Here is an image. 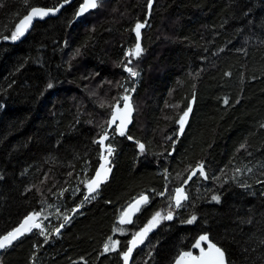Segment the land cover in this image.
Listing matches in <instances>:
<instances>
[{
  "label": "trees",
  "instance_id": "trees-1",
  "mask_svg": "<svg viewBox=\"0 0 264 264\" xmlns=\"http://www.w3.org/2000/svg\"><path fill=\"white\" fill-rule=\"evenodd\" d=\"M65 1L0 0V236L33 212L59 204L72 214L79 205L71 190L99 167L96 141L112 106L121 105L124 83H132L125 66L141 73L131 95L134 123L125 136L109 132L114 162L99 198L62 224L59 239L35 230L0 264H124L132 233L167 209L176 187L188 200L147 234L128 264L199 254L192 245L202 234L228 264H264V0H106L76 22L77 0L20 43H7L32 6ZM137 23L147 29L134 60L126 51ZM192 99L180 137L178 120ZM199 163L207 179L198 173L185 184ZM141 193L149 202L133 225L118 224ZM110 237L120 244L105 252Z\"/></svg>",
  "mask_w": 264,
  "mask_h": 264
},
{
  "label": "snow or ice",
  "instance_id": "snow-or-ice-1",
  "mask_svg": "<svg viewBox=\"0 0 264 264\" xmlns=\"http://www.w3.org/2000/svg\"><path fill=\"white\" fill-rule=\"evenodd\" d=\"M97 6H98L97 0H82V3L79 8V14H83L84 12L88 11L90 8H96ZM148 6L149 8H151V4H149ZM56 11H59V7L55 9L52 8L45 9L42 7L32 6L30 12L25 14L23 18L20 20V22L15 25V31L12 32L11 39L16 40L20 36H23L24 32L27 30V27L30 26L34 17L43 18L45 16H48L50 13L54 14ZM144 27H145L144 23H137L135 25L134 30L136 33L137 41L140 38V34H141L140 30ZM142 52L143 49L141 48L140 43L137 42L133 49L128 50L127 55L138 58ZM128 63L131 64V60H129ZM125 70L129 72L132 77L138 75V73L135 70H133V68L125 66ZM48 87L51 88L52 85L49 84ZM121 99L125 102L123 104V107H121L119 102H117L114 106H112L113 111L111 117L106 122L109 124L110 127L112 125H115V132L112 133L113 139L116 134H119L120 136L126 135L127 125L131 123V114L134 110L131 103L129 102L131 99L129 95L125 94L124 96L121 97ZM224 103L225 104L228 103L227 99L224 100ZM191 111L192 109L191 107H189L180 116L178 120V124L180 126L179 127L180 133H183L184 126L187 122V118ZM127 138L130 140L132 139L131 136H128ZM107 140H109L108 130L104 131L100 135V138L96 141V143H99L106 152V155L102 154L104 163H101L99 165L98 170L95 172L92 178L86 181H82V183H85V186L88 191V195L84 196L85 201L89 200L90 196L91 198H95L92 194L98 192L101 183L107 180L108 175L112 170L111 167H108L106 165L110 164L108 157L113 155L114 148L111 144L105 145V141ZM138 146L140 152L143 153L145 150V145L139 144ZM241 147H244V145H242ZM198 173L201 177L207 179V175L203 163H199L193 169H191L190 175L185 181V184L188 182V180H191L192 177L197 176ZM158 194L166 195L168 193L167 190H165V192ZM212 199L219 202L220 198L219 196H213ZM148 200H149L148 195H145L143 193H141L137 198H134L133 202L129 203V205L125 208V210L121 212L120 218L118 220V224L120 225L132 224L133 223L132 217L135 215L136 212L140 210V206L142 204L148 203ZM186 200H188V194L185 192L184 187H176L174 191L171 194H169L168 210H166L163 214L160 211L155 212L151 217V219L148 221V223L142 229L132 233V238L129 241H127V245L130 246H126V250L122 253L124 264H128L129 258L131 257L134 248L144 243L147 234L156 225H158L161 220H172L174 214L173 209L181 208L183 206V201ZM40 215H41L40 212H33L31 215L25 217L24 221L14 230L8 232L7 235L0 236V249H4L10 246L13 243V241L24 236L26 233H30L33 229H37L40 231L41 234H43L44 229L42 228L41 224L37 222L40 218ZM63 219H64V223H67L71 219V216L65 215ZM196 220L197 217L193 215L191 216L190 219L185 221V223L192 224ZM60 227H63V225H61ZM115 231L119 232L120 234H125L126 229L118 227L115 229ZM55 232L56 234H59L60 228L58 227L57 229H55ZM201 242H204L207 245V248L203 247ZM119 244H120L119 240H113L110 237L108 239V242L104 244V251L105 252H108L110 250L116 251V246ZM192 247L199 249V254L194 255L191 250H181L174 258L173 264H226L224 251L220 247H218L216 243L210 241L207 234L200 235L196 239Z\"/></svg>",
  "mask_w": 264,
  "mask_h": 264
},
{
  "label": "rangeland",
  "instance_id": "rangeland-1",
  "mask_svg": "<svg viewBox=\"0 0 264 264\" xmlns=\"http://www.w3.org/2000/svg\"><path fill=\"white\" fill-rule=\"evenodd\" d=\"M127 52H128V50L126 51V56H128ZM127 77L130 79V81L132 83H131V85L126 83V82L124 83V85H123L124 91H123V94L121 95V97L124 96L125 94H127L129 96H131L133 94V92H134L133 89L139 83V80L141 78V73L138 72L137 76L132 77L131 74L129 72H127ZM122 103H123V100L121 102V105H122ZM108 144L112 145V143L110 141L108 142ZM100 158H101V156H100ZM110 160H111V165H112V163L114 162V156L113 155H112V157H110ZM85 171L86 172L84 173V176L78 178L77 183L74 185V188H72V190H71V198H77L80 201V203L77 207V209H78L77 212L72 211V214H71L69 212V210H66L64 206H61L59 204H56V205L48 208L46 211L41 212L40 218L37 222L41 224L42 228L44 229V233L41 234L40 231L37 229H36V231H38L44 239H48L51 236H54L55 238L59 239L60 238V232H59V234H56L55 229H57L59 227L60 231H61L62 227H60V226L64 223L63 217L65 215H69V214H71V217H74V216L82 213L83 209L86 205H88L90 202L99 198V194H95L94 195L95 198L90 197L89 200H87V201L84 200V196L87 195V188L85 186V183H82V181H86V180L90 179V177H89V171L90 170H85ZM186 201H183V204ZM179 209H181V208H179ZM179 209H173V211H177ZM166 210H168V207ZM166 210H164V211L162 210L160 212L163 214ZM162 221L163 220H161L160 223L158 225H156L151 230V232L156 230L160 226ZM64 224H67V223H64ZM33 231H35V229H33Z\"/></svg>",
  "mask_w": 264,
  "mask_h": 264
},
{
  "label": "water",
  "instance_id": "water-1",
  "mask_svg": "<svg viewBox=\"0 0 264 264\" xmlns=\"http://www.w3.org/2000/svg\"><path fill=\"white\" fill-rule=\"evenodd\" d=\"M77 0H67V1H65L64 3H62L61 5L62 6H58L59 7V11H56L54 14H52V13H50L48 16H45V17H43V18H38V17H34L33 18V20H32V22H31V24H30V26H28L27 27V30L24 32V35L23 36H20L18 39H16V40H7V43H9V44H18V43H20L21 41H23L29 34H30V32L32 31V29L34 28V26H35V24L36 23H42V22H44V21H46L47 19H54V18H57V17H59L60 15H61V13L63 12V10L64 9H66V8H68L69 6H71L73 3H75ZM103 1H106V0H97V4H98V6L96 7V8H90L88 11H86V12H84L83 14H79V9H78V12H77V15H76V22H79V21H81L86 15H88V14H90V13H92V12H95L98 8H99V3L100 2H103ZM80 8V7H79ZM46 9V8H45ZM145 24V27L144 28H142L141 30H140V38H139V40L137 41V37H136V33H135V27H134V29H133V35H134V37H135V39H136V43L137 42H139L140 43V45H141V48L143 49V52L141 53V55L138 57V58H136V57H133L134 58V60H138L142 55H143V53H144V48H143V44H142V40H143V32L147 29V24L146 23H144ZM135 43V44H136ZM134 47H135V45H134ZM133 47V48H134ZM130 103H131V105H132V107H133V109H134V106H133V102H132V96H130ZM125 102L123 101V103H122V105H121V107H123V104H124ZM194 105H195V99H192L191 100V102H190V105H189V107H191V109H192V111H193V109H194ZM192 111L189 113V116H188V118H187V122H188V120L190 119V116H191V113H192ZM134 116H135V109L133 110V112H132V114H131V123L130 124H128L127 125V130H126V133L129 131V129L133 126V123H134ZM187 122H186V124H185V126H184V131H183V133H180L179 132V136L181 137V136H183V134H184V132H185V129H186V126H187ZM180 127V126H179ZM111 130H115V125H112L111 127L109 126V124H108V132H110ZM119 135V134H118ZM110 138V137H109ZM108 141V140H107ZM107 141H105V145H107ZM100 145V144H99ZM100 149H101V158H100V164L101 163H104V160H103V158H102V154L103 155H106V152L104 151V149L102 148V146L100 145ZM111 157V156H110ZM110 157H108V160L110 161V164H111V160H110ZM99 164V165H100ZM110 164H108V165H106V166H110ZM98 170V169H97ZM111 172H112V170H111ZM111 172L109 173V175H108V177L110 176V174H111ZM196 177V176H195ZM195 177H192V179L191 180H188L189 182H191L192 180H193V178H195ZM106 182V181H105ZM105 182H103V183H105ZM101 185H102V183H101ZM101 185H100V187H101ZM100 189V188H99ZM98 189V190H99ZM93 194H95V193H93ZM92 194V195H93ZM148 202H149V200H148ZM148 203H146V204H142L141 206H140V210L138 211V212H136L135 213V215L132 217V220H133V223H134V221H135V219H136V217L141 213V211L143 210V208L147 205ZM133 223L132 224H126V225H121V226H123V227H125V226H131V225H133ZM33 231V230H32ZM31 231V232H32ZM30 232V233H31ZM30 233H26L24 236H22V237H20L19 239H17V240H15V241H13V243L10 245V246H8V247H6V248H4V249H0V255L5 251V250H7L8 248H10V247H12L16 242H18L19 240H21L22 238H24L25 236H27V235H29ZM138 247V246H137ZM137 247H135L134 248V250H133V252H132V255H133V253H134V251H135V249L137 248ZM206 248H207V245H206ZM224 254H225V252H224ZM132 255H131V257L129 258V260L132 258ZM124 260V259H123ZM225 262H226V264H228V262H227V257H226V254H225Z\"/></svg>",
  "mask_w": 264,
  "mask_h": 264
},
{
  "label": "built area",
  "instance_id": "built-area-1",
  "mask_svg": "<svg viewBox=\"0 0 264 264\" xmlns=\"http://www.w3.org/2000/svg\"><path fill=\"white\" fill-rule=\"evenodd\" d=\"M87 195H88V194H87ZM94 195H95V194H94ZM94 195H93V196H94ZM90 197H91V196H90ZM77 207H78V206H77ZM77 207H76V208H74V210H73V211H76V212H77V210H78V209H77Z\"/></svg>",
  "mask_w": 264,
  "mask_h": 264
}]
</instances>
